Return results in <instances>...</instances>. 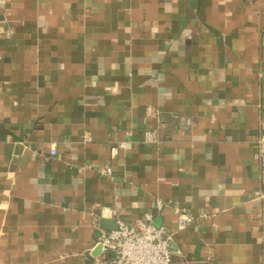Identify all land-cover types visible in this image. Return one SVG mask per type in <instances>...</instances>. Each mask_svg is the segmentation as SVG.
<instances>
[{"label": "crops", "instance_id": "crops-1", "mask_svg": "<svg viewBox=\"0 0 264 264\" xmlns=\"http://www.w3.org/2000/svg\"><path fill=\"white\" fill-rule=\"evenodd\" d=\"M262 154L264 0H0V264H111L147 212L171 264H264Z\"/></svg>", "mask_w": 264, "mask_h": 264}, {"label": "built area", "instance_id": "built-area-1", "mask_svg": "<svg viewBox=\"0 0 264 264\" xmlns=\"http://www.w3.org/2000/svg\"><path fill=\"white\" fill-rule=\"evenodd\" d=\"M146 141H158L156 130H149L145 134ZM124 148L125 142L118 141L111 146V152ZM53 148L51 154H55ZM264 167V154L260 156ZM99 172L111 176L112 168L109 164L100 166ZM165 202L156 200L154 208L161 210ZM177 230H184L197 220L206 217V213L194 214L189 209H176ZM173 232L164 226H156L154 212H147L133 224L120 221L115 230H103L99 234L97 244H102L100 254H111V264H171L173 251L170 249ZM96 244V245H97Z\"/></svg>", "mask_w": 264, "mask_h": 264}, {"label": "water", "instance_id": "water-1", "mask_svg": "<svg viewBox=\"0 0 264 264\" xmlns=\"http://www.w3.org/2000/svg\"><path fill=\"white\" fill-rule=\"evenodd\" d=\"M101 227L105 230H115L117 228V223L115 221L112 220H108V219H104L102 218L101 220ZM158 226V225H156ZM173 243V240H171V244ZM170 249L174 252V250L172 249V246L170 245ZM102 250V244L98 243L95 246V253H99Z\"/></svg>", "mask_w": 264, "mask_h": 264}]
</instances>
